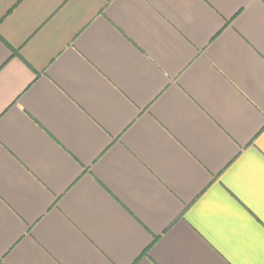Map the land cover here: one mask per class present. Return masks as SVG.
<instances>
[{"label":"crops","instance_id":"1","mask_svg":"<svg viewBox=\"0 0 264 264\" xmlns=\"http://www.w3.org/2000/svg\"><path fill=\"white\" fill-rule=\"evenodd\" d=\"M0 264H264V0H0Z\"/></svg>","mask_w":264,"mask_h":264}]
</instances>
